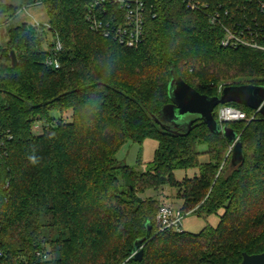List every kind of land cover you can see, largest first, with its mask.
<instances>
[{
    "label": "trees",
    "instance_id": "obj_1",
    "mask_svg": "<svg viewBox=\"0 0 264 264\" xmlns=\"http://www.w3.org/2000/svg\"><path fill=\"white\" fill-rule=\"evenodd\" d=\"M19 1L14 15L44 4L49 24L11 27L8 47L0 46V131L13 134L0 159V247L8 255L0 264H241L245 254L264 252V115L226 104L248 115L222 123L243 142L245 158L235 167L229 138L203 120L188 135L158 122L173 75L210 96L221 95V86L264 85V51L222 43L238 21L264 43L259 0H195L207 4L200 9L148 0L137 47L90 27L93 0ZM10 6L0 0V14ZM216 10L223 13L213 25ZM57 38L63 50L54 68L47 58ZM37 122H46L41 133ZM148 138L159 146L146 170L141 156L136 166L120 163L125 144ZM191 169L198 174L176 177ZM166 186L178 189L185 213L207 219L224 210L219 224L198 234L161 231L162 203L144 194ZM149 225L139 261L135 242Z\"/></svg>",
    "mask_w": 264,
    "mask_h": 264
},
{
    "label": "built area",
    "instance_id": "obj_2",
    "mask_svg": "<svg viewBox=\"0 0 264 264\" xmlns=\"http://www.w3.org/2000/svg\"><path fill=\"white\" fill-rule=\"evenodd\" d=\"M192 9L207 7L195 0H184ZM264 9V0H259ZM148 0H93L87 5V20L90 27L105 34L107 37H113L121 44L128 47L139 46L144 39L146 26ZM26 8V7H25ZM222 11L216 10L211 16V23L218 24L222 18ZM225 13L228 15L229 11ZM36 26L40 23L34 24ZM225 47L249 46L264 51V43L259 32L252 26L244 27L242 22H236L235 27L226 28V37L223 40ZM63 50L62 42L57 38L55 45L50 49L47 58V64L54 68L61 67L60 53ZM219 119L221 123L248 119L245 111L230 105H224L219 110ZM46 122H37L34 125L36 133L44 130ZM13 139V134L0 131V159L7 153L5 150L6 141ZM187 213L182 208H175L169 203H162L158 214V223L160 230L184 231L182 229L183 220ZM39 254H43L39 252ZM49 258V254L44 255ZM7 253L0 247V261L7 259Z\"/></svg>",
    "mask_w": 264,
    "mask_h": 264
},
{
    "label": "water",
    "instance_id": "obj_3",
    "mask_svg": "<svg viewBox=\"0 0 264 264\" xmlns=\"http://www.w3.org/2000/svg\"><path fill=\"white\" fill-rule=\"evenodd\" d=\"M13 64H18L15 51H12ZM171 102L166 104L160 113L158 122L162 128L173 132L188 135L194 123L203 120L215 133H225L231 142V165L240 164L244 158V149L241 136L233 128L223 125L214 115L215 109L220 105L236 102L259 111L264 115V85L242 84L227 85L221 95L210 96L201 93L182 77L173 75L169 84ZM174 126V128H172ZM152 234V226L146 237L135 242L134 257L142 261L144 257V244ZM241 264H264V252L258 254H245Z\"/></svg>",
    "mask_w": 264,
    "mask_h": 264
},
{
    "label": "rangeland",
    "instance_id": "obj_4",
    "mask_svg": "<svg viewBox=\"0 0 264 264\" xmlns=\"http://www.w3.org/2000/svg\"><path fill=\"white\" fill-rule=\"evenodd\" d=\"M7 3L11 4L10 9L6 13L0 14V46L3 48L8 47L9 41V29L11 27H16L23 23L36 24L40 23L48 27L49 24V15L47 8L44 4H36L27 8H22L18 11L16 15L13 14V5L20 6L19 0H5ZM48 31L49 44L50 41L53 42V36ZM48 43H44V47L48 48ZM221 86V92L223 91ZM222 94V93H221ZM69 114H65V117H68ZM159 146V141L154 138H148L142 145L139 143L128 142L125 144L122 149L119 151L117 157L120 160L121 164H128L130 166H136L141 156L143 162L142 169L146 170L150 162L154 160L155 152ZM206 146H201L202 149H205ZM208 160V156H203L202 161L205 162ZM197 169L191 170H177L175 172L176 177L179 180H182L186 176L193 177L198 174ZM145 197L155 196L158 197L161 203H169L175 208H181L183 200L178 198V189L171 186H166L160 189V192L155 190H149L144 194ZM224 213V210H221L218 215L210 216L205 219L200 216L198 212H189L186 214L182 229L186 232L198 234L200 233L206 225L211 224L217 226L221 220V215Z\"/></svg>",
    "mask_w": 264,
    "mask_h": 264
}]
</instances>
